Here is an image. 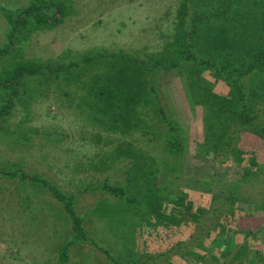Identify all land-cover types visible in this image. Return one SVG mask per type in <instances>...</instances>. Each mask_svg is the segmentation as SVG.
Wrapping results in <instances>:
<instances>
[{"label": "rangeland", "instance_id": "obj_1", "mask_svg": "<svg viewBox=\"0 0 264 264\" xmlns=\"http://www.w3.org/2000/svg\"><path fill=\"white\" fill-rule=\"evenodd\" d=\"M27 2L0 0V84L11 79L14 68L25 61L49 64L51 70L23 72L19 82L0 86V105L11 102L9 111L0 118V264H111L109 255L129 262V254L163 251L165 243L160 240L167 232L178 238L185 236V228L196 224L191 214L198 208L196 201L206 203L211 193L237 194L240 207L264 199V140L245 129L238 132L241 148L253 152L259 161L254 175L238 184L242 168L237 162L215 164L195 153V144L203 134L201 107L190 98L192 91L175 70L159 71L148 77L149 83L154 84L160 104L168 118L175 120L186 143L185 153L176 158L166 149L167 126L157 114L148 113L153 103L144 99L145 91H134L140 87V73L123 70V55L150 58L174 40L181 28V0L37 1L39 6L60 2L67 6L62 22L50 28L24 12ZM31 10L43 15L53 11ZM19 18L26 21L18 22ZM70 62L76 65L64 70ZM101 72L106 77H128L123 82L134 92L127 121L123 120L124 104L113 117L106 115L99 120L101 113L93 106L96 97L92 88ZM208 79L211 94L227 93L220 82ZM245 83L247 93H251L249 81ZM253 112L259 123H264L263 100H255ZM107 124L117 126L119 132ZM117 151L135 158L116 159ZM131 161L138 166L128 170L130 176L151 173L144 185L149 181L157 186L149 193H140V203L130 208L123 199L98 186L103 182L124 184ZM13 172L15 177L7 174ZM22 173L28 177L21 178ZM40 177L73 196L76 213L87 231V239L73 238L65 261L59 253L62 245L72 241L69 217L40 185ZM172 186L188 190L189 199L175 200L177 197L169 193ZM260 207L263 210L255 209L254 215L236 209L233 218L226 219L227 225L240 233L251 227L258 230L264 224V207ZM240 233L235 242L229 233L215 232L218 239L210 243L208 251L219 250L225 239L232 245L230 262L264 264V234L258 232L257 241L250 236L244 239ZM252 246L263 252L253 256ZM187 257L171 258L175 264H186ZM201 264L216 263L204 257Z\"/></svg>", "mask_w": 264, "mask_h": 264}, {"label": "trees", "instance_id": "obj_2", "mask_svg": "<svg viewBox=\"0 0 264 264\" xmlns=\"http://www.w3.org/2000/svg\"><path fill=\"white\" fill-rule=\"evenodd\" d=\"M37 1L40 2L41 0H28V4L22 8L28 15L35 17L34 20L37 24L43 22L44 27L50 28L62 22L66 15L64 9L67 8L64 2L43 3L39 6V4H35ZM179 7L178 19L181 28H179L174 40L168 46L150 58L131 57L130 59L123 55L120 57V62L126 64L123 70L128 69L133 74L135 72L140 73V87L134 88V91L146 92L147 97L145 96L144 99L153 103L151 112L148 113L157 114L161 122L167 126L169 135L166 149L169 154L178 158L182 152L185 153L186 143L179 135L180 129L177 127L175 120L168 118L166 115L163 106L159 102L157 90L154 84L149 83L148 78L159 71L166 73L175 70L181 81H185L188 87L187 90L192 91L190 98H193V101L201 107L203 134L202 140L195 144V153L209 157L215 164L237 162L242 168L241 176L237 181L239 184L254 175L259 161L253 152L241 148L238 132L245 129L264 140V123H259L257 114L253 112L255 100L264 101V0H181ZM33 8L53 11L50 15H43L40 12L32 11ZM23 21L26 20L19 18L18 22L22 23ZM10 37V39H13L12 35ZM92 59L94 61L95 57ZM75 65V62H70L64 70L69 71V68ZM50 70L49 64L25 61L14 68L13 77L5 80L0 86L7 87L12 82H19V76L23 72L35 74L38 72L44 73V71L50 72ZM118 73L121 74V71H118ZM100 74L97 75L99 76V82L95 83L92 88V92L96 97L93 100V106L101 113L99 120H103V116L117 114V110L122 111V104H124L125 119L123 120L127 121L131 96L134 92H130L126 87L125 82L128 77L115 74H109L106 77L104 72ZM200 74L206 76H200ZM209 77L220 82L227 89V93L222 96L211 94L209 91L211 84ZM121 81L122 83H120ZM246 81H249L248 87H251V93L246 91ZM138 97L141 98L140 95ZM10 103L8 101L0 105V118L9 111ZM148 113L141 114L146 116ZM139 118L142 119V117ZM110 119L117 121L116 118ZM106 126L117 132L120 130L117 126L108 124ZM249 153H251V156ZM117 154L116 159L135 158L133 154L124 151L122 153L117 151ZM248 155L250 156L249 160H245L244 157ZM133 165H136V163L131 161L127 172ZM7 174L11 177L17 175L16 172ZM150 174L140 172L130 176L128 172L124 184L110 185L103 182L98 187L114 198L123 199L127 207H136L140 203L139 194L142 192L149 193L157 186L149 181H147V185H144L146 178L152 176ZM26 177L23 173L21 174V178ZM37 180L52 199L61 204L62 210L69 217L73 234L72 241L62 245L59 253L60 260L65 261L69 245L74 239H87V231L82 224L81 217L76 213L73 196L67 195L50 184L45 178L40 177ZM145 189L146 191H143ZM181 189L172 186L169 193L171 192V195L176 196L175 200L177 201L181 198L182 200L189 199V191ZM222 194L223 192L221 194L211 193L206 203L201 201L203 199H200L199 202L196 201L195 204H198V208L194 210V213H191L194 215V222L196 221L195 227H186L187 233L179 238L174 237L170 232L164 234V239L160 240L162 244L165 243V245L163 244L165 246L163 251L143 253L136 256L129 254L127 255L129 262L118 260L115 256L108 254L111 264L147 261L151 264H175L171 257L177 255L185 258L187 257L185 253H188L186 264H201L204 257H208L216 264H235V262L228 260L232 255L230 251L232 245L228 241H224V238L219 250L213 249L209 252L207 247L218 239L217 234L214 236L215 232L224 235L229 233L231 240L232 238L235 240V235L240 233L239 229H233L227 225V222L235 215V210H241L247 215H254L255 209L263 210L260 206L264 207V199L258 201L257 204L240 207L238 205L239 195ZM218 201L220 202L218 203ZM188 204L192 207L190 201H188ZM140 217L141 219L144 218L143 214ZM163 221L165 220L163 219ZM177 224H179L178 221H176ZM252 228L254 227L243 229V234H240L244 236V239L250 236L252 240L258 241V232L261 235L264 234V224L256 231H253ZM154 237L155 235L152 234V238ZM167 237H172V239L170 240ZM252 247L254 250L250 254L253 256L263 252L256 246ZM102 250L109 253L106 249L102 248ZM165 261L166 263H163Z\"/></svg>", "mask_w": 264, "mask_h": 264}, {"label": "crops", "instance_id": "obj_3", "mask_svg": "<svg viewBox=\"0 0 264 264\" xmlns=\"http://www.w3.org/2000/svg\"><path fill=\"white\" fill-rule=\"evenodd\" d=\"M27 1H28V0H27ZM27 4H28V2H27ZM27 4H26V5H27ZM4 23H5V21H4Z\"/></svg>", "mask_w": 264, "mask_h": 264}]
</instances>
